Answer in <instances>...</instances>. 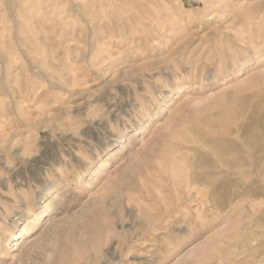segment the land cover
Returning <instances> with one entry per match:
<instances>
[{
	"label": "rangeland",
	"instance_id": "rangeland-1",
	"mask_svg": "<svg viewBox=\"0 0 264 264\" xmlns=\"http://www.w3.org/2000/svg\"><path fill=\"white\" fill-rule=\"evenodd\" d=\"M0 264H264V0H0Z\"/></svg>",
	"mask_w": 264,
	"mask_h": 264
},
{
	"label": "bare ground",
	"instance_id": "bare-ground-1",
	"mask_svg": "<svg viewBox=\"0 0 264 264\" xmlns=\"http://www.w3.org/2000/svg\"><path fill=\"white\" fill-rule=\"evenodd\" d=\"M112 3H113V2H112ZM115 3H116V2H115ZM73 5H74V4H73ZM116 5H117V4H116ZM73 8H74V7H73ZM120 8H121V7H120ZM125 8H126V7H125ZM125 8H123V9H125ZM76 9H77V8H76ZM78 9H79V8H78ZM121 9H122V8H121ZM72 10L74 11V9H72ZM115 12H116V11H115ZM28 13H29V12H28ZM121 13L123 14V12H121ZM56 14H57V13H56ZM29 15L32 16V14H29ZM33 16H34V15H33ZM58 16H59V15H58ZM19 18H20V17H19ZM107 18H108V17H107ZM130 18H131V16H130ZM54 19H55V18H54ZM64 19H66V18H64ZM34 22H35V21H34ZM36 22H38V21H36ZM36 22H35V23H36ZM48 22H49V21H48ZM31 25H32V24H31ZM33 25H34V24H33ZM36 27H37V25H36ZM38 31H39V30H38ZM42 31H43V29H42ZM75 31H76V30H75ZM39 32H40V31H39ZM78 33H79V32H78ZM17 34H18V33H17ZM17 34H16V35H17ZM42 34H43V33H42ZM148 35H149V34H148ZM87 37H88V36H87ZM18 38H19V37H18ZM20 39H21V38H20ZM41 42H42V41H41ZM47 42H48V41H47ZM47 42H46V43H47ZM42 43H43V42H42ZM42 43H41V44H42ZM46 43H45V44H46ZM41 44H40V45H41ZM47 44H48V43H47ZM50 44H51V43H50ZM22 45H23V44H22ZM42 45H44V44H42ZM51 45H52V44H51ZM49 46H50V45H49ZM42 47H43V46H42ZM47 47H48V46H47ZM46 49H47V48H46ZM46 49H45V50H46ZM51 49H52V48H51ZM74 49H75V48H74ZM26 50H27V48H26ZM75 50H76V49H75ZM39 52H42V51H39ZM46 52H47V50H46ZM49 52H50V51H49ZM49 54H50V53H49ZM49 54H48V55H49ZM74 55H75V54H74ZM49 57H50V56H49ZM24 59H25V58H24ZM45 59H46V58H45ZM49 59H50V58H49ZM49 59H48V60L46 59V60L49 61ZM54 60H55V59H54ZM57 60H58V59H57ZM55 61H56V60H55ZM222 61H223V60H222ZM37 63H39V62L37 61ZM57 63H58V62H57ZM49 65H50V64H49ZM51 65H52V64H51ZM54 65H55V63H54ZM64 65H65V63H64ZM67 65H68V64H67ZM56 66H58V64H56ZM50 67H52V66H50ZM59 67H60V66H59ZM66 67H67V66H66ZM70 67H71V66H70ZM67 68H69V67H67ZM70 69H71V68H70ZM60 85H61V84H60ZM12 142H13V141H12ZM14 144H15V143H14ZM11 147H13L12 144H11ZM11 147H10V148H11ZM213 170H214V169H213ZM34 215H35V214H34ZM41 218H42V217H41L39 214H38V215H35L34 218L32 219V221L30 222V224H31L33 227H36L37 224L39 223V221H40ZM26 226H28V225H26ZM29 228H30V227H29ZM29 230H30V229H29ZM29 230L26 229V231H28V232H29ZM22 232H23V231H22ZM25 233H26V232H25ZM27 248H28V247H27Z\"/></svg>",
	"mask_w": 264,
	"mask_h": 264
}]
</instances>
